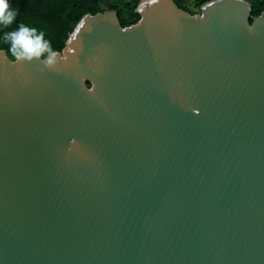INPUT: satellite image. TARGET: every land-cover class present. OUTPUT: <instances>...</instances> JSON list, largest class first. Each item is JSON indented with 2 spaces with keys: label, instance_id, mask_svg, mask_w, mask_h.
I'll list each match as a JSON object with an SVG mask.
<instances>
[{
  "label": "water",
  "instance_id": "water-1",
  "mask_svg": "<svg viewBox=\"0 0 264 264\" xmlns=\"http://www.w3.org/2000/svg\"><path fill=\"white\" fill-rule=\"evenodd\" d=\"M135 11L0 48V264H264V10Z\"/></svg>",
  "mask_w": 264,
  "mask_h": 264
},
{
  "label": "trees",
  "instance_id": "trees-1",
  "mask_svg": "<svg viewBox=\"0 0 264 264\" xmlns=\"http://www.w3.org/2000/svg\"><path fill=\"white\" fill-rule=\"evenodd\" d=\"M140 0H8L9 10L16 13L12 23L0 24V48L10 52L11 42L5 40L7 33L18 31L23 25L35 28L36 34H44V40L53 51H61L68 35L86 13H96L105 9L117 11L122 26L135 23L139 14L135 9ZM184 0H175L183 8ZM208 0H196L198 6ZM252 3V14L258 15L264 10V0H249ZM184 9V8H183ZM192 13V12H191ZM195 13V12H194ZM47 56L45 53L42 57Z\"/></svg>",
  "mask_w": 264,
  "mask_h": 264
},
{
  "label": "clouds",
  "instance_id": "clouds-1",
  "mask_svg": "<svg viewBox=\"0 0 264 264\" xmlns=\"http://www.w3.org/2000/svg\"><path fill=\"white\" fill-rule=\"evenodd\" d=\"M16 13L9 10L8 0H0V24L9 25L15 18ZM44 34H36L35 28H28L23 25L18 31L7 33L5 40H10V52L18 62L39 60L45 67L54 64L58 53L53 51L49 43L44 40ZM47 53L44 60L40 58Z\"/></svg>",
  "mask_w": 264,
  "mask_h": 264
},
{
  "label": "rangeland",
  "instance_id": "rangeland-1",
  "mask_svg": "<svg viewBox=\"0 0 264 264\" xmlns=\"http://www.w3.org/2000/svg\"><path fill=\"white\" fill-rule=\"evenodd\" d=\"M183 8L189 12H198L199 6L196 3V0H184Z\"/></svg>",
  "mask_w": 264,
  "mask_h": 264
}]
</instances>
